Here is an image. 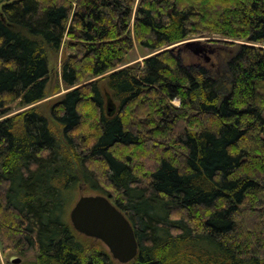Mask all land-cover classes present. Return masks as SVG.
Masks as SVG:
<instances>
[{
    "label": "trees",
    "instance_id": "trees-1",
    "mask_svg": "<svg viewBox=\"0 0 264 264\" xmlns=\"http://www.w3.org/2000/svg\"><path fill=\"white\" fill-rule=\"evenodd\" d=\"M63 45L55 123L8 116ZM82 180L131 221L127 264H264V0H0V242L34 252L8 264H120L77 238Z\"/></svg>",
    "mask_w": 264,
    "mask_h": 264
},
{
    "label": "water",
    "instance_id": "water-1",
    "mask_svg": "<svg viewBox=\"0 0 264 264\" xmlns=\"http://www.w3.org/2000/svg\"><path fill=\"white\" fill-rule=\"evenodd\" d=\"M73 228L80 234L103 241L112 257L120 264L134 260L139 243L127 215L104 194L81 195L69 213ZM12 263L21 258L13 256Z\"/></svg>",
    "mask_w": 264,
    "mask_h": 264
},
{
    "label": "rangeland",
    "instance_id": "rangeland-1",
    "mask_svg": "<svg viewBox=\"0 0 264 264\" xmlns=\"http://www.w3.org/2000/svg\"><path fill=\"white\" fill-rule=\"evenodd\" d=\"M200 39L202 41H205L206 38L201 37V38H197ZM69 52L67 51V49L65 48V46L63 45L62 48L57 51V52H49L48 53V57H49V65H50V76H49V82H48V86H47V95L46 98H44L43 100L36 102L32 105L29 106H25V107H19L18 105H16L14 107V110L10 115L16 114L18 112L24 111L26 109H30L32 107H35L39 112H41L43 115L47 116L51 122H53L52 116H51V108L53 107L54 104H56V102H58L63 95L68 92L70 89L68 87H66L64 81L62 80V65L64 60L66 59V57L68 56ZM151 52L148 49L143 48L142 46H140L137 42H135V46L134 49L131 51V53L128 55L127 57V61L126 64H133L135 62H143L144 59L148 56H150ZM226 52H222L220 53L219 51L216 52H205V55L202 56V59L205 60V58L203 57H211V61L214 63H220L221 65V61L223 59L226 58ZM201 58H197L194 56H186L184 55V60L186 62H190V61H201ZM220 77L221 80V90L223 92H227L228 90V74H224L223 69H220V75H218ZM175 104H179V100H175L174 102ZM55 123V122H53ZM56 131L58 132V136H61V132H60V128H58L56 126ZM98 194L97 191H95L94 189H92L91 187L88 186V184L84 183V181L82 180V184L80 186V189H78V191L76 192V198L73 201L72 206L74 205V203L76 202V200L81 196V195H95ZM114 199H112L113 201ZM77 238L80 239L86 246V254L87 256H91L92 254H94L97 250L103 249L109 252V248L107 247V245L96 238H92V237H87L85 235H82L80 233H76ZM13 256H18L21 258V262L22 261H27V260H32L34 259V252L30 251L25 255H21L20 253L16 252V251H4L2 248V244L0 242V260L2 264H8L11 262V258Z\"/></svg>",
    "mask_w": 264,
    "mask_h": 264
}]
</instances>
